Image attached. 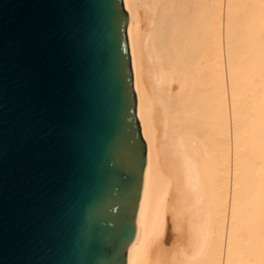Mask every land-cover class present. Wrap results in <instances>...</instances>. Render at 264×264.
Segmentation results:
<instances>
[{"label": "water", "instance_id": "obj_1", "mask_svg": "<svg viewBox=\"0 0 264 264\" xmlns=\"http://www.w3.org/2000/svg\"><path fill=\"white\" fill-rule=\"evenodd\" d=\"M121 0H0V264H125L145 165Z\"/></svg>", "mask_w": 264, "mask_h": 264}, {"label": "bare ground", "instance_id": "obj_2", "mask_svg": "<svg viewBox=\"0 0 264 264\" xmlns=\"http://www.w3.org/2000/svg\"><path fill=\"white\" fill-rule=\"evenodd\" d=\"M145 165L125 264H264V0H121Z\"/></svg>", "mask_w": 264, "mask_h": 264}]
</instances>
